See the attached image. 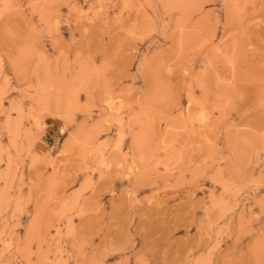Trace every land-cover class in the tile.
I'll use <instances>...</instances> for the list:
<instances>
[{
	"label": "rangeland",
	"instance_id": "1",
	"mask_svg": "<svg viewBox=\"0 0 264 264\" xmlns=\"http://www.w3.org/2000/svg\"><path fill=\"white\" fill-rule=\"evenodd\" d=\"M0 264H264V0H0Z\"/></svg>",
	"mask_w": 264,
	"mask_h": 264
}]
</instances>
